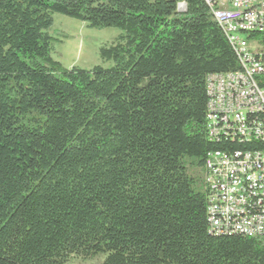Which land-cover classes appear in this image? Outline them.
<instances>
[{"label":"trees","instance_id":"trees-1","mask_svg":"<svg viewBox=\"0 0 264 264\" xmlns=\"http://www.w3.org/2000/svg\"><path fill=\"white\" fill-rule=\"evenodd\" d=\"M54 13L121 30L114 65L53 59ZM239 68L204 0H0V264H264L207 223V152L264 149L206 127L207 75Z\"/></svg>","mask_w":264,"mask_h":264},{"label":"built area","instance_id":"built-area-1","mask_svg":"<svg viewBox=\"0 0 264 264\" xmlns=\"http://www.w3.org/2000/svg\"><path fill=\"white\" fill-rule=\"evenodd\" d=\"M240 68L206 77L209 136L264 144V0H204ZM177 11L184 12L183 2ZM208 229L264 237V149L214 150L203 165Z\"/></svg>","mask_w":264,"mask_h":264},{"label":"rangeland","instance_id":"rangeland-1","mask_svg":"<svg viewBox=\"0 0 264 264\" xmlns=\"http://www.w3.org/2000/svg\"><path fill=\"white\" fill-rule=\"evenodd\" d=\"M52 17L53 23L47 30L53 38L51 56L63 67L89 70L96 65L104 68L114 65L112 60L100 59L98 51L101 46L113 42L122 33L121 30L89 28L85 23L59 13H54ZM103 257L99 255L88 260L71 257L67 264H100Z\"/></svg>","mask_w":264,"mask_h":264},{"label":"bare ground","instance_id":"bare-ground-1","mask_svg":"<svg viewBox=\"0 0 264 264\" xmlns=\"http://www.w3.org/2000/svg\"><path fill=\"white\" fill-rule=\"evenodd\" d=\"M183 8H184V4H183ZM212 137L221 138V139L223 138V137H219V136H212ZM213 232H215L216 234H219V233H225L226 234V233H232V230H213Z\"/></svg>","mask_w":264,"mask_h":264}]
</instances>
